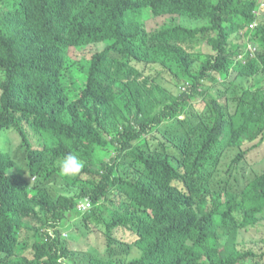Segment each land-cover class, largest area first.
<instances>
[{
    "label": "trees",
    "instance_id": "16d2710c",
    "mask_svg": "<svg viewBox=\"0 0 264 264\" xmlns=\"http://www.w3.org/2000/svg\"><path fill=\"white\" fill-rule=\"evenodd\" d=\"M256 2L0 0V146L15 133L26 166L18 173L0 148V264H121L117 230L134 237L124 264H264V252L237 249L264 223V170L231 177L243 147L264 139V87L244 86L264 73V20L248 26ZM145 12L182 17L149 38ZM218 76L225 104L207 97ZM229 150V175H216ZM68 153L85 166L61 177ZM86 198L92 207L78 211ZM72 212L107 235L105 256L62 242Z\"/></svg>",
    "mask_w": 264,
    "mask_h": 264
},
{
    "label": "rangeland",
    "instance_id": "374dc122",
    "mask_svg": "<svg viewBox=\"0 0 264 264\" xmlns=\"http://www.w3.org/2000/svg\"><path fill=\"white\" fill-rule=\"evenodd\" d=\"M217 2L218 0H214ZM257 5L254 7V12H255V23H260L262 19L260 14H264V0H257ZM261 4V8L259 5ZM182 15H171L167 14L164 16H159L155 17L154 15H151L149 13H144V25H146V29L149 32V38L152 37L153 34L157 31V28H159L163 22H165L167 19L170 18H175L177 20H180ZM233 20L240 22L241 18L238 16L233 17ZM253 23V25H255ZM183 24L184 25H190V26H195V25H200L202 23H198L197 20L191 19L190 17L184 16L183 17ZM241 31L244 32V30H239L237 31V34ZM237 35L233 36L231 41H236L238 43L242 42V38H237ZM245 40V39H244ZM204 51V49H203ZM205 52V51H204ZM89 55V54H88ZM82 57V55H78L75 59ZM89 57V56H88ZM239 59V58H238ZM243 60V59H242ZM243 62V61H242ZM240 71L236 70L234 72V76L238 75ZM217 74V73H216ZM255 78H251L245 83V87L249 88H262L264 87V73H261L259 75H255ZM164 79L171 81V79L166 76ZM165 80V81H166ZM227 82L223 83L219 76L217 77V81H209L208 83V91H207V97L210 98V96H215L217 100L219 101L220 104H225V97L223 94L220 93L219 90L221 89H226L225 85ZM239 86L237 87H230L233 90H236ZM171 89H174V92H177L179 88H177L174 85V82L171 83ZM243 88L239 89L238 92H241ZM168 98L171 97L167 96ZM175 97V96H173ZM193 107L196 111H202L205 107V103L201 99H197L193 102ZM184 118V116H182ZM189 131L186 130L183 132L184 135L187 134ZM179 134H182V131L178 132ZM154 136V135H153ZM154 137H157L155 135ZM111 140V139H110ZM20 146H21V139L13 132L9 133L5 139V144L0 146V148L4 149L6 152H10L12 157L17 161V172L18 173H23L24 174V169H25V164L20 162V157L19 156V151H20ZM138 146L141 149H146V145H143L142 143L139 142ZM250 148V149H249ZM248 149V150H247ZM247 150L246 154L244 155L243 162L242 164L239 165V168H237L235 171L239 173L233 172L231 177H241V181H246L249 177H252L255 175L256 171H262L264 170V139L259 141L257 143V140L251 144H246L242 151ZM237 151H225L224 157L221 160L220 166L218 170L215 172L217 175H223V177H226L229 175L228 171V166H227V160H225V157H227L228 161L232 160V157H235ZM236 164V163H235ZM235 164L233 165V170L235 168ZM187 167V164H186ZM244 173V174H243ZM233 179V178H232ZM235 180V179H233ZM240 182V181H239ZM114 200L117 201V199L114 197ZM111 202V201H108ZM108 206H112L116 209H119L118 207V202L115 204L109 203L107 204ZM38 209V208H37ZM78 212H72L69 214H66V218L64 220V227L60 228L59 235L61 234L62 242H67L69 244V248L76 250L78 252H83V253H98L101 256H105L107 254V251L109 250V243L107 241V235L99 228H97L94 224L89 226H85V223L83 221V218L78 217ZM106 217L109 219L110 218V212L106 211L105 213ZM34 234L35 232H30L28 233L26 230L21 233V237H24L28 241L26 242L27 248H31L32 244H34L35 239H34ZM67 235L65 238L64 236ZM133 234H130L129 231L127 230H117L116 231V237L114 242H113V251L116 252V258L118 262L121 264H124V262L127 259V255L123 252V249L125 247V244H122V242H131L134 237L132 236ZM69 236V237H68ZM132 239H131V237ZM22 246L24 245L25 241H22ZM237 249L240 251H245V250H257V251H262L264 252V223L257 225L256 227L250 228L247 232H242L241 237L238 241V246ZM133 258L137 257V253L135 252L134 255H132ZM128 258H132L130 255ZM132 258V259H133ZM262 263H264V259L261 260Z\"/></svg>",
    "mask_w": 264,
    "mask_h": 264
},
{
    "label": "clouds",
    "instance_id": "9594fccd",
    "mask_svg": "<svg viewBox=\"0 0 264 264\" xmlns=\"http://www.w3.org/2000/svg\"><path fill=\"white\" fill-rule=\"evenodd\" d=\"M257 4L258 3L256 2V5ZM260 6H261V4L259 5V7ZM252 11L254 12V9ZM254 14H255V12H254ZM260 15H261L262 19H264V14H260ZM255 20L256 19L253 18L249 22L248 26L250 28H252L254 26H257L258 23H255ZM253 23H255V25H253ZM251 52H252L251 53V57H254L253 53H256V52L254 50H252ZM96 155L101 160L105 159L103 151L101 149H99V148L96 149ZM84 166H85V161L84 160L80 159L76 154L68 153L58 163L59 174H60L61 177H74V176H76L77 174H79L81 172V170H82V168ZM91 207H92V200L89 199V198H86V199L78 202V204H77V210L80 211V212H85V211L89 210ZM64 237L66 238L67 235L64 236Z\"/></svg>",
    "mask_w": 264,
    "mask_h": 264
},
{
    "label": "built area",
    "instance_id": "2783aa9c",
    "mask_svg": "<svg viewBox=\"0 0 264 264\" xmlns=\"http://www.w3.org/2000/svg\"><path fill=\"white\" fill-rule=\"evenodd\" d=\"M86 207V206H85Z\"/></svg>",
    "mask_w": 264,
    "mask_h": 264
}]
</instances>
